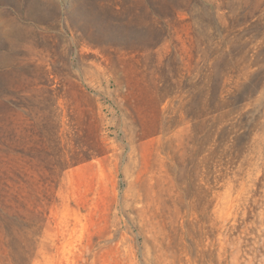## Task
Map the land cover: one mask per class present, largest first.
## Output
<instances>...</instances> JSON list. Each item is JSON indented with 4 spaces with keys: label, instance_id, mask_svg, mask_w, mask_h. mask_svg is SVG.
<instances>
[{
    "label": "rangeland",
    "instance_id": "374dc122",
    "mask_svg": "<svg viewBox=\"0 0 264 264\" xmlns=\"http://www.w3.org/2000/svg\"><path fill=\"white\" fill-rule=\"evenodd\" d=\"M0 264H264V0H0Z\"/></svg>",
    "mask_w": 264,
    "mask_h": 264
},
{
    "label": "trees",
    "instance_id": "16d2710c",
    "mask_svg": "<svg viewBox=\"0 0 264 264\" xmlns=\"http://www.w3.org/2000/svg\"><path fill=\"white\" fill-rule=\"evenodd\" d=\"M75 163H77V162H75Z\"/></svg>",
    "mask_w": 264,
    "mask_h": 264
}]
</instances>
